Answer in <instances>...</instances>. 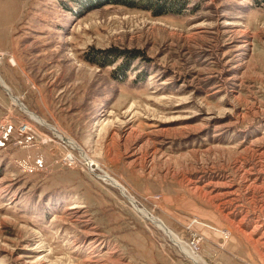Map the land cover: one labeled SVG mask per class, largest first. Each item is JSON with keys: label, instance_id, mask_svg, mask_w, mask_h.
I'll list each match as a JSON object with an SVG mask.
<instances>
[{"label": "rangeland", "instance_id": "1", "mask_svg": "<svg viewBox=\"0 0 264 264\" xmlns=\"http://www.w3.org/2000/svg\"><path fill=\"white\" fill-rule=\"evenodd\" d=\"M0 264H264V0H0Z\"/></svg>", "mask_w": 264, "mask_h": 264}, {"label": "bare ground", "instance_id": "2", "mask_svg": "<svg viewBox=\"0 0 264 264\" xmlns=\"http://www.w3.org/2000/svg\"><path fill=\"white\" fill-rule=\"evenodd\" d=\"M6 90H7V88H6ZM27 113V112H26ZM29 114V113H28ZM53 129V128H52ZM53 130H55V129H53ZM57 132V131H56ZM56 135H58V136H60L59 135V133L57 132L56 133ZM73 143V142H72ZM71 144V143H70ZM144 215H145V217L146 218H148L150 221H152L155 225H157L159 228H162V225H161V223L156 219V218H154V217H152V216H150V215H148V214H146L144 211H141ZM167 233H168V235H170V233H169V231H166ZM170 237L173 239V237L170 235ZM175 243H177L180 247H182L181 245H180V243H178L177 241H175ZM200 260V259H199ZM196 261V260H195Z\"/></svg>", "mask_w": 264, "mask_h": 264}, {"label": "water", "instance_id": "3", "mask_svg": "<svg viewBox=\"0 0 264 264\" xmlns=\"http://www.w3.org/2000/svg\"><path fill=\"white\" fill-rule=\"evenodd\" d=\"M11 97H13V98H15V96L14 95H10ZM17 100H19V99H17ZM23 104V103H22ZM24 105V104H23ZM120 190V189H119ZM121 191V190H120ZM122 193H123V191H121ZM132 203V202H131Z\"/></svg>", "mask_w": 264, "mask_h": 264}]
</instances>
